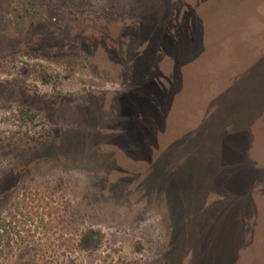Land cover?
I'll list each match as a JSON object with an SVG mask.
<instances>
[{"label": "rangeland", "instance_id": "1", "mask_svg": "<svg viewBox=\"0 0 264 264\" xmlns=\"http://www.w3.org/2000/svg\"><path fill=\"white\" fill-rule=\"evenodd\" d=\"M32 194L72 245L0 264H264V0H0V225Z\"/></svg>", "mask_w": 264, "mask_h": 264}, {"label": "trees", "instance_id": "2", "mask_svg": "<svg viewBox=\"0 0 264 264\" xmlns=\"http://www.w3.org/2000/svg\"><path fill=\"white\" fill-rule=\"evenodd\" d=\"M19 117L25 125H31L33 127L37 126L38 115L32 110L27 108H22L19 110ZM32 202L36 200L43 201L44 205L41 206H31L27 212L23 215V219L18 221H7L4 219L2 225H0V245L6 246L11 250V246L14 243H24L27 237L21 232V227H25L28 223L36 225L38 228L43 227L47 232L54 231L57 235V239L54 243L60 242L65 245H72V240L67 238L66 229L64 228L65 217L60 208L56 206L55 199L53 197L44 199L36 194L31 196ZM30 205H32L30 203ZM17 222V223H16ZM8 249L0 248V257H6L9 252Z\"/></svg>", "mask_w": 264, "mask_h": 264}]
</instances>
